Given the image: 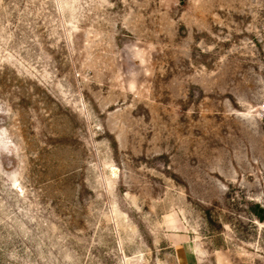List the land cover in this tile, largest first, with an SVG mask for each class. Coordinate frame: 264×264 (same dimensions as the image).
Wrapping results in <instances>:
<instances>
[{
	"label": "rangeland",
	"instance_id": "rangeland-1",
	"mask_svg": "<svg viewBox=\"0 0 264 264\" xmlns=\"http://www.w3.org/2000/svg\"><path fill=\"white\" fill-rule=\"evenodd\" d=\"M0 264H264V0H0Z\"/></svg>",
	"mask_w": 264,
	"mask_h": 264
}]
</instances>
